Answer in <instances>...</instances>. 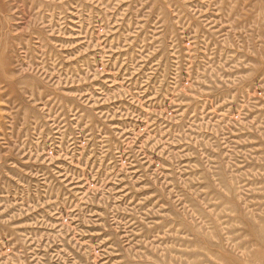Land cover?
<instances>
[{"label": "rangeland", "instance_id": "374dc122", "mask_svg": "<svg viewBox=\"0 0 264 264\" xmlns=\"http://www.w3.org/2000/svg\"><path fill=\"white\" fill-rule=\"evenodd\" d=\"M0 264H264V0H0Z\"/></svg>", "mask_w": 264, "mask_h": 264}]
</instances>
